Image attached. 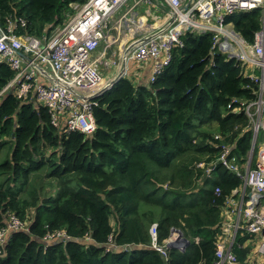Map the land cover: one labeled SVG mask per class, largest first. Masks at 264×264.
<instances>
[{
  "label": "trees",
  "instance_id": "obj_1",
  "mask_svg": "<svg viewBox=\"0 0 264 264\" xmlns=\"http://www.w3.org/2000/svg\"><path fill=\"white\" fill-rule=\"evenodd\" d=\"M73 2L83 1L0 0V22L22 17L25 33L50 35L75 13ZM262 17L255 9L227 20L253 42ZM182 41L155 82L151 74L138 82L124 77L96 99L92 135L56 129L49 110L32 98L8 93L0 101V156L9 149L0 160V225L9 212L30 220V230L13 236L0 264H214L221 208L240 181L222 167L206 180L196 164L219 152L225 142L216 134L231 133L225 141L235 142V128L247 119L227 115V105L234 97L254 98L258 84L221 54L209 67L213 33L187 31ZM14 75L0 65V92ZM251 140L248 131L237 153L246 155ZM154 223L159 243L175 228L189 241L186 249L171 248L164 260L151 246ZM61 230L71 238L45 240ZM235 253L243 260L247 250L235 247Z\"/></svg>",
  "mask_w": 264,
  "mask_h": 264
},
{
  "label": "built area",
  "instance_id": "obj_2",
  "mask_svg": "<svg viewBox=\"0 0 264 264\" xmlns=\"http://www.w3.org/2000/svg\"><path fill=\"white\" fill-rule=\"evenodd\" d=\"M82 1L70 4V8L76 10L68 15V24L61 29L57 26L50 35L25 33L28 21L22 17L16 19L11 15L4 23L0 22V65L8 64L15 74L0 92V101L8 93L20 101L32 98L49 110L56 129L92 135L97 130L93 112L96 99L108 91H104L106 85L116 78L106 81L101 69L119 67L118 75L123 73L124 78L130 77L129 62L139 66L152 62L149 82L153 83L170 65L174 49L183 46L182 36L187 31L213 33L209 67L214 65L216 55L221 54L236 60L244 69V76L258 84L254 98L234 97L227 105V115H244L247 119L245 127L235 128L240 131L235 142L225 141L231 133L216 134L214 139L225 143L218 146L219 152L211 162L196 164L198 169L205 170V177L206 174L211 177L217 167H222L240 181L221 208L222 227L214 264H264V142H260L262 134L264 139V0ZM154 2L166 12V18L160 27L144 35L145 22L140 17L135 19V9L140 5L152 6ZM255 9H262V27L255 33L254 41L248 42L227 18ZM127 28L135 29L137 35L129 38L131 42L119 61H112L108 48L125 36L122 31ZM113 29L116 35L110 33ZM104 41L107 50L101 53L98 50ZM248 131L252 133L251 147L246 155H240L236 151L237 141ZM221 195V189H216L215 196ZM29 225L28 218L21 219L12 212L7 214L4 224L0 225V257L5 255L13 236L29 231ZM177 230L173 228L170 236L159 243L158 223L150 227L151 246L166 261L171 247L182 251L187 247L183 233ZM240 236L248 237L245 245L238 244ZM70 238L61 230L49 233L45 240ZM86 239L91 240V237L88 235ZM253 241L259 242L257 257L247 259L246 256L240 261L235 247L243 250ZM112 247L115 244L110 243L109 249Z\"/></svg>",
  "mask_w": 264,
  "mask_h": 264
},
{
  "label": "crops",
  "instance_id": "obj_3",
  "mask_svg": "<svg viewBox=\"0 0 264 264\" xmlns=\"http://www.w3.org/2000/svg\"><path fill=\"white\" fill-rule=\"evenodd\" d=\"M138 1H140V0H138ZM153 1H155V0H153ZM133 5H134V3L130 4L128 6V8H126V10L131 8V6H133ZM126 10H124V12ZM159 13H160V15H158ZM165 15H166V12H164L162 9H159L156 6L155 2H154V5H152V6L140 5V7L135 9V19L140 17L145 22L146 30L144 32H142V33H144V35H149L151 31L160 27L164 23V20L166 18ZM116 21L117 20L114 21V29L116 27V24H115ZM114 29L112 30V33L116 35ZM116 32H117V30H116ZM122 33L125 36L122 39H119L118 42L114 45V47H116L117 45H120L118 50H117V52L119 53V58L125 52L126 48L128 47L129 43L131 42V39H129V38H133L137 35V33L135 32V29L131 30L129 28L123 30ZM126 37L128 38V40H126ZM111 57L114 58L115 55H111ZM130 64L135 71L134 74H136V75H134L133 73H130V71H131ZM128 67H129L128 75L130 74L131 77L134 76L137 81H143L144 79H147L148 76L151 74L153 63L150 62V63H146V64L139 66L135 62L131 61V62H129ZM118 73H119V67H115V70L113 71V73L110 74V76L108 78L111 79V78L117 77ZM33 101H35V100H33ZM258 244H259V242L253 241V243L250 242L249 245L246 247L247 259L257 257L256 254H257ZM243 250H245V249H243ZM246 256L243 257V260H240V259L239 260L243 262L245 260Z\"/></svg>",
  "mask_w": 264,
  "mask_h": 264
},
{
  "label": "rangeland",
  "instance_id": "obj_4",
  "mask_svg": "<svg viewBox=\"0 0 264 264\" xmlns=\"http://www.w3.org/2000/svg\"><path fill=\"white\" fill-rule=\"evenodd\" d=\"M76 9H74L73 11H75ZM72 15V14H71ZM149 15V14H148ZM158 15H160V13L158 14ZM69 20H70V17L68 16V19H67V22L65 23L66 25L68 24V22H69ZM162 21V20H161ZM64 25H59L58 26V28L59 29H61L62 27H63ZM57 30V29H56ZM110 33H112V31L110 32ZM107 43H106V41H104L102 44H101V46L99 47V52H104V51H106L107 50ZM119 46L120 45H117L116 47H112V48H108V56H109V58L112 60V61H115V62H118L119 61V53L117 52V50H118V48H119ZM111 55H115V57L114 58H112L111 57ZM119 58V59H118ZM130 66H131V64H130ZM115 70V66L114 67H112V69H110V70H104V69H101V71H102V73L104 74V76H105V79H106V81H108V77L110 76V74L111 73H113V71ZM130 73H135V71H134V69L132 68V66H131V71H130ZM134 75H136V74H134ZM130 77H131V75H130ZM134 77V76H133ZM133 77H131V78H133ZM135 81H137L136 79H135V77L133 78ZM110 80V79H109ZM138 82V81H137ZM215 128V126L213 125V126H211V127H209V126H206L205 127V129H209V130H213ZM263 137V134L261 135V141L260 142H264V139L262 138ZM8 152H9V149L8 148H6L4 151H3V153L1 154V156H0V160L1 159H3L4 157H6L7 156V154H8ZM214 178H215V175H213V173H212V175H211V178H210V180L211 181H213L214 180ZM35 179H37V178H33L31 181H33V183H36L35 182ZM38 186H41V185H38ZM53 193H55V191H53Z\"/></svg>",
  "mask_w": 264,
  "mask_h": 264
},
{
  "label": "water",
  "instance_id": "obj_5",
  "mask_svg": "<svg viewBox=\"0 0 264 264\" xmlns=\"http://www.w3.org/2000/svg\"><path fill=\"white\" fill-rule=\"evenodd\" d=\"M24 56V55H23ZM27 60H30L29 59V57H27V56H24ZM122 76H123V73H120L116 78H114V79H112L107 85H106V87H105V89H104V91H107V90H109V89H111L112 87H114L120 80H121V78H122ZM98 96L96 95V97L95 98H97ZM94 98V99H95ZM207 178H208V176H207V174H206V180H207ZM178 231V230H177ZM178 232H180V231H178ZM181 233V232H180ZM60 242L61 241H66V239H63V240H59ZM185 241V243H186V246H188V244H189V241L188 240H184ZM172 248V247H171ZM126 249L127 250H130L131 249V247L130 246H127L126 247Z\"/></svg>",
  "mask_w": 264,
  "mask_h": 264
}]
</instances>
